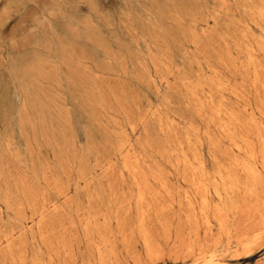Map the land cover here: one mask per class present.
Wrapping results in <instances>:
<instances>
[{"label":"rangeland","instance_id":"obj_1","mask_svg":"<svg viewBox=\"0 0 264 264\" xmlns=\"http://www.w3.org/2000/svg\"><path fill=\"white\" fill-rule=\"evenodd\" d=\"M14 2L0 264H264V0Z\"/></svg>","mask_w":264,"mask_h":264},{"label":"bare ground","instance_id":"obj_2","mask_svg":"<svg viewBox=\"0 0 264 264\" xmlns=\"http://www.w3.org/2000/svg\"><path fill=\"white\" fill-rule=\"evenodd\" d=\"M14 2V0H13ZM15 3V2H14ZM12 4V3H11ZM261 16V15H260ZM252 54V53H251ZM238 67V66H237ZM197 81V80H196ZM226 84V83H225ZM256 88V87H255ZM244 101V100H243ZM263 107V106H262ZM237 119V118H236ZM248 121V120H247ZM246 123V122H245ZM251 123V122H250ZM257 129V128H256ZM243 136V135H242ZM250 140V139H249ZM235 142V141H234ZM252 144V143H251ZM247 146V145H246ZM253 146V145H252ZM252 148V147H251ZM262 149V148H261ZM257 159V158H256ZM195 168V167H194ZM146 175V174H145ZM255 178V177H254ZM199 182V181H198ZM203 183V182H202ZM207 183V182H206ZM167 184V183H166ZM199 185V183H197ZM234 185V184H233ZM201 186V184H200ZM203 185L201 187L202 192L205 190L203 189ZM198 188V187H197ZM200 189V187H199ZM200 189V190H201ZM200 190H197L200 192ZM241 190V189H240ZM254 192V191H253ZM211 193V192H210ZM211 195V194H210ZM254 195V194H252ZM196 199V198H195ZM264 205V204H263ZM244 212V211H243ZM262 217L264 215L260 214H250L246 215L244 218V228L241 232V236L239 239L240 245H242L244 254H251L261 245L260 240L263 238L264 234V226L261 225V223H258L256 225L252 224L253 219H256L258 217ZM261 219V218H260ZM259 222V221H257ZM264 222V220L262 221ZM211 224V223H210ZM87 225V224H86ZM240 226V225H239ZM193 233V232H192ZM229 235V234H228ZM198 236V235H196ZM107 239V238H106ZM56 253V252H55ZM68 253V252H67ZM195 256H197V260H201L203 264H216V261L214 259V256L210 254L208 250V246H199L194 249ZM68 256V255H67ZM191 256V255H190ZM236 256V255H235ZM218 264H220L218 262Z\"/></svg>","mask_w":264,"mask_h":264}]
</instances>
